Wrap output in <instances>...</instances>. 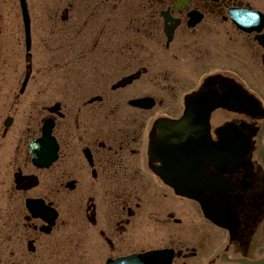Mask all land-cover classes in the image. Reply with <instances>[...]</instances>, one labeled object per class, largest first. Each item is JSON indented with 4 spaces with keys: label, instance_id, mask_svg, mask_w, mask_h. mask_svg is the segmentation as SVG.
Masks as SVG:
<instances>
[{
    "label": "flooded vegetation",
    "instance_id": "af4514ba",
    "mask_svg": "<svg viewBox=\"0 0 264 264\" xmlns=\"http://www.w3.org/2000/svg\"><path fill=\"white\" fill-rule=\"evenodd\" d=\"M25 2V73L18 65L12 77L0 78V264H115L157 252L171 254L168 264H244L239 250L246 246L251 255L252 241L264 236L257 149L264 141V0ZM129 14L132 43L105 50L95 40L105 18ZM242 14L256 21L248 32L233 21ZM18 15L16 0H0V42L5 31L17 30L23 50ZM28 62L37 64L35 76ZM43 63L54 69L52 86L42 81ZM60 78L69 86L60 87ZM236 84L260 103L263 116L216 109L207 137L218 144L253 136L254 150L222 167H198L223 182L200 187L229 202L239 228L227 237L156 174L172 171V155L151 156L148 148L159 140V121L183 116L189 94L222 98ZM140 100L151 104L140 107ZM47 120L50 136L34 161L30 143L43 140ZM256 249L262 257L264 248Z\"/></svg>",
    "mask_w": 264,
    "mask_h": 264
},
{
    "label": "snow or ice",
    "instance_id": "6c2138e0",
    "mask_svg": "<svg viewBox=\"0 0 264 264\" xmlns=\"http://www.w3.org/2000/svg\"><path fill=\"white\" fill-rule=\"evenodd\" d=\"M135 31V22L130 14L127 16H109L105 18V24L101 26L95 40L100 41L105 50L109 46L120 49L132 43V34ZM101 37H103V40H101Z\"/></svg>",
    "mask_w": 264,
    "mask_h": 264
},
{
    "label": "rangeland",
    "instance_id": "374dc122",
    "mask_svg": "<svg viewBox=\"0 0 264 264\" xmlns=\"http://www.w3.org/2000/svg\"><path fill=\"white\" fill-rule=\"evenodd\" d=\"M13 33V35H14V41H15V43H17L18 42V37L16 36L17 35V32L16 31H13L12 32ZM18 65H21L22 66V64H21V62H19V61H13L12 62V64H11V74H12V76H13V74L14 73H16V71H17V69H18ZM35 65V67L34 66H32V68H33V71H34V73H33V76H35L36 75V73H37V69H36V65L37 64H34ZM41 69V67L39 66L38 67V69ZM3 70L5 71V68H3ZM43 75H42V81H43V83H44V85H50V86H52V84H53V81L51 80V77L50 76H52L51 75V69L50 68H47V70H46V72H47V74L45 73V70H44V67H43ZM6 72V71H5ZM42 72V71H41ZM19 74V73H18ZM50 75V76H49ZM51 81V82H50ZM62 82V81H61ZM62 83H64V82H62ZM61 86H63V87H68L69 86V83H67V85L66 84H61ZM262 148V149H261ZM259 149H261L260 150V157H261V159H262V162H263V164H264V143H263V145L262 146H259ZM259 151V150H258ZM255 264H260V263H255Z\"/></svg>",
    "mask_w": 264,
    "mask_h": 264
},
{
    "label": "water",
    "instance_id": "95a60500",
    "mask_svg": "<svg viewBox=\"0 0 264 264\" xmlns=\"http://www.w3.org/2000/svg\"><path fill=\"white\" fill-rule=\"evenodd\" d=\"M235 96L236 97H238L239 96V94L237 93H235ZM198 102H195V104H197ZM210 104L212 105H214V102H212V101H210ZM240 105V101H239V99H236V100H231V106H235V108H238V106ZM197 107V105H195L194 106V108H196ZM199 110H198V116H197V118H204V119H206V117H207V115H205L204 117H203V115H202V112H203V108H202V106L201 105H199ZM204 113H206L205 111H204ZM178 127H180L181 128V126L179 125ZM197 200H200L199 198H197ZM204 209V208H203ZM205 211V210H204ZM205 214H206V211H205ZM207 216H208V214H206Z\"/></svg>",
    "mask_w": 264,
    "mask_h": 264
},
{
    "label": "bare ground",
    "instance_id": "6f19581e",
    "mask_svg": "<svg viewBox=\"0 0 264 264\" xmlns=\"http://www.w3.org/2000/svg\"><path fill=\"white\" fill-rule=\"evenodd\" d=\"M176 170H177L178 172H180V173H185V172L183 171V169H182L180 166H177V167H176Z\"/></svg>",
    "mask_w": 264,
    "mask_h": 264
}]
</instances>
